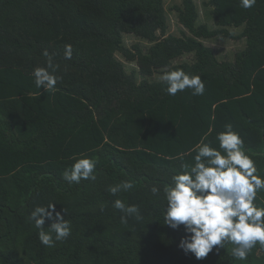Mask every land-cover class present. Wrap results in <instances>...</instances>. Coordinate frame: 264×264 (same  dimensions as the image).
Instances as JSON below:
<instances>
[{"label":"trees","instance_id":"obj_1","mask_svg":"<svg viewBox=\"0 0 264 264\" xmlns=\"http://www.w3.org/2000/svg\"><path fill=\"white\" fill-rule=\"evenodd\" d=\"M176 1L178 33L165 0H0V264H264L259 245L245 261L230 244L203 260L185 255L183 226L163 224L162 194L150 192L193 163L201 138L217 146L226 123L264 175V0L250 9L240 0ZM126 35L140 41L128 46ZM219 38L240 47L220 57L209 44ZM45 49L63 77L55 92L31 75L46 66ZM177 68L201 76L202 96L166 94L160 77ZM73 156L97 161L95 181L62 179ZM123 180L133 189L109 194ZM117 198L139 205L143 218L122 224ZM49 203L66 210L72 232L52 248L28 220ZM256 203L264 206V190Z\"/></svg>","mask_w":264,"mask_h":264},{"label":"clouds","instance_id":"obj_2","mask_svg":"<svg viewBox=\"0 0 264 264\" xmlns=\"http://www.w3.org/2000/svg\"><path fill=\"white\" fill-rule=\"evenodd\" d=\"M257 0H240L244 9H250ZM42 55L46 66L35 67L31 75L37 88L55 92L62 76L56 75L58 64L53 55L45 49ZM73 57L72 45L64 48L65 60ZM161 81L166 85V94L175 96L178 92L191 90L193 96H202L205 83L201 76L185 72L182 68L165 71ZM206 138L196 143L189 151L194 152L192 164L182 163L178 172L161 188L153 183L150 192L161 196L164 201L163 224L173 230L183 226L184 235L178 247L185 255L191 254L196 260H203L209 253L219 254L225 246L231 245V256L245 261L252 249L259 245L264 249V206L256 203L257 193L264 190V175L258 172L256 161L247 153L243 137L226 123L223 130L216 132L213 146ZM186 154H181L180 158ZM73 163L66 168L62 179L69 185L81 181H95L97 161L91 157L73 156ZM134 184L123 180L110 185L107 191L112 196L128 192ZM101 205V211H103ZM112 207L122 215L120 222L127 224L129 218L141 220L139 205L127 204L122 199L112 201ZM56 211L55 204L36 205L28 214V220L37 229V238L48 248L57 242L66 241L72 234L71 222L65 219L66 210ZM50 221L45 227V222Z\"/></svg>","mask_w":264,"mask_h":264},{"label":"rangeland","instance_id":"obj_3","mask_svg":"<svg viewBox=\"0 0 264 264\" xmlns=\"http://www.w3.org/2000/svg\"><path fill=\"white\" fill-rule=\"evenodd\" d=\"M202 1L203 0H196V2L198 3V5L200 7H201V2ZM176 2H177L176 0H165V4L167 6V9L169 10L170 7H172L173 4L176 3ZM169 15L171 17V29L170 30L172 32L178 33L176 16L171 10H169ZM202 18H203V21H206V22H208L211 25H215L214 20H213L212 17H210V18L209 17H204V15H203ZM262 26L264 27V23H262ZM139 41L140 40L136 36L126 35V44L128 46H132L134 43H137ZM143 44L146 45L147 43L143 41ZM209 44L213 45V47L215 48L217 54L220 57H223L226 53H229L230 51L231 52H233V51L236 52V50L239 49V47H240L239 44L238 45L235 44L234 40L227 39V38L226 39L219 38L216 41H209ZM181 59L184 60V59H187V57H182ZM261 68H264V63L261 64Z\"/></svg>","mask_w":264,"mask_h":264}]
</instances>
